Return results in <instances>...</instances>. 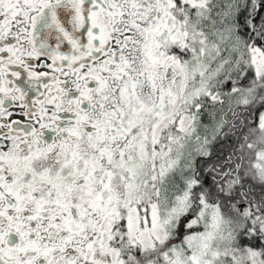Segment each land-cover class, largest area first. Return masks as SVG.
<instances>
[{"label": "snow or ice", "instance_id": "obj_1", "mask_svg": "<svg viewBox=\"0 0 264 264\" xmlns=\"http://www.w3.org/2000/svg\"><path fill=\"white\" fill-rule=\"evenodd\" d=\"M0 264H264V0H0Z\"/></svg>", "mask_w": 264, "mask_h": 264}]
</instances>
